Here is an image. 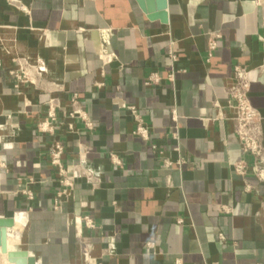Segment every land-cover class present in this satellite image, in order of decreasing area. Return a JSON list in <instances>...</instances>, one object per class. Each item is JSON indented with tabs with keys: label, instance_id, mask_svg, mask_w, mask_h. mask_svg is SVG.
<instances>
[{
	"label": "crops",
	"instance_id": "crops-1",
	"mask_svg": "<svg viewBox=\"0 0 264 264\" xmlns=\"http://www.w3.org/2000/svg\"><path fill=\"white\" fill-rule=\"evenodd\" d=\"M9 1L0 0L8 249L34 264L264 263V182L241 150L229 105L239 65L249 73L264 151V0H167L166 23L148 20L137 0H17L28 13ZM19 68L29 81L15 89L10 72ZM151 73L161 80L145 87ZM73 95L91 129L66 117ZM49 100L60 124L53 135L37 131ZM122 104L136 108L147 140L133 135ZM54 139L75 176L59 209L48 156ZM239 161L244 176L233 171ZM0 264H9L1 253Z\"/></svg>",
	"mask_w": 264,
	"mask_h": 264
},
{
	"label": "built area",
	"instance_id": "built-area-1",
	"mask_svg": "<svg viewBox=\"0 0 264 264\" xmlns=\"http://www.w3.org/2000/svg\"><path fill=\"white\" fill-rule=\"evenodd\" d=\"M10 5L16 7L18 10L28 13V9L21 5L17 0H10ZM221 38L220 34L215 33L207 41V56L206 60L209 61L218 46V40ZM170 59L174 62L176 61V56L174 54L170 55ZM248 71L244 67L236 65L233 68V80L234 84L229 89V105L234 112V134L239 142L241 150L244 154L252 158L251 170L253 176L259 181L264 182V151L261 144V127H260V117L256 109L252 106L248 92L250 88ZM10 76L14 81V88L18 89L23 83L28 82L27 73L19 68L17 71H11ZM160 76L157 73H151L144 81L145 87L156 86L160 82ZM71 105L73 111L66 114L69 119H79L83 122L86 128L91 129L92 124L88 121L86 114L78 109L77 106V96L73 95L71 100ZM47 115L46 118L39 122L37 125V131L42 134L53 135L55 130L59 127V121L56 114V104L54 100H49L47 102ZM122 108L127 109L133 117L135 123V129L133 135L140 137L143 140H147L149 137L148 129L144 125L141 116L137 112L135 107L121 105ZM69 130H73V124L67 125ZM64 146L59 141L54 139L49 147V165L56 172L57 181L59 184V190L57 191L54 199V208L59 209L64 201L71 195V191L74 186L75 176L68 171L66 166L63 164ZM114 163L119 164V162L111 157ZM3 166V164H2ZM234 173L239 176H244L246 174L247 165L243 161L236 162L232 165ZM28 183H33L32 179L28 180ZM28 199L33 198V194L24 189L22 191ZM84 225L87 228L93 229L94 223L92 219L88 216L82 218ZM83 255L86 260H88L87 248H83ZM264 264V263H258Z\"/></svg>",
	"mask_w": 264,
	"mask_h": 264
},
{
	"label": "water",
	"instance_id": "water-1",
	"mask_svg": "<svg viewBox=\"0 0 264 264\" xmlns=\"http://www.w3.org/2000/svg\"><path fill=\"white\" fill-rule=\"evenodd\" d=\"M137 3L148 20L167 22V0H137ZM12 227L11 219H0V253L6 257L9 264H34V259L29 257L27 252L8 249L7 230Z\"/></svg>",
	"mask_w": 264,
	"mask_h": 264
},
{
	"label": "bare ground",
	"instance_id": "bare-ground-1",
	"mask_svg": "<svg viewBox=\"0 0 264 264\" xmlns=\"http://www.w3.org/2000/svg\"><path fill=\"white\" fill-rule=\"evenodd\" d=\"M10 242V241H9ZM10 246V245H9ZM11 250V249H10Z\"/></svg>",
	"mask_w": 264,
	"mask_h": 264
}]
</instances>
